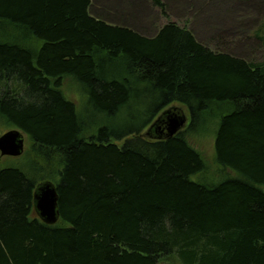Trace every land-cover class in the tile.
Instances as JSON below:
<instances>
[{
	"label": "trees",
	"instance_id": "trees-1",
	"mask_svg": "<svg viewBox=\"0 0 264 264\" xmlns=\"http://www.w3.org/2000/svg\"><path fill=\"white\" fill-rule=\"evenodd\" d=\"M147 1L167 17L163 0ZM93 12V0H0V123L34 155L0 166V264H264V23L261 58L248 61L175 21L145 34ZM64 79L92 120H108L94 133ZM174 103L187 127L142 133ZM124 112L134 125L109 124ZM208 120L216 181L187 139ZM44 182L54 225L33 205Z\"/></svg>",
	"mask_w": 264,
	"mask_h": 264
},
{
	"label": "rangeland",
	"instance_id": "rangeland-1",
	"mask_svg": "<svg viewBox=\"0 0 264 264\" xmlns=\"http://www.w3.org/2000/svg\"><path fill=\"white\" fill-rule=\"evenodd\" d=\"M93 1L95 12L93 14L106 18L110 22L134 26L140 33L151 34L168 20L175 21L180 25H186L200 43L211 49L217 47L221 49L225 45L223 47L225 51L248 61L260 60L262 55L260 42L256 40L253 33L264 23V0H163L167 6L166 18L162 17L160 12L153 8L147 0ZM61 91L67 99L75 103L76 111L82 115L85 126H90V134L108 121L103 122L101 118H98V122L96 119L92 120V114L86 107L85 94L79 85L70 79L63 80ZM172 108L176 109L174 112L180 113L186 119L182 129L187 127L189 125L187 109L174 103L165 110ZM128 114L124 112V118L116 117L110 120L109 124L113 126L119 124V126H123L121 129L128 128L133 124L123 125L127 121ZM160 116L161 113L155 117L153 122ZM136 121L135 126L142 122L141 119ZM206 125L208 129L204 133L189 134L187 139L207 162L208 173L204 175L205 179L216 181L217 178L214 175L219 169L214 162L213 142L215 133L212 132L213 123L211 120H208ZM150 126L146 127L142 133L147 134ZM13 129L0 123V136ZM152 137H155L153 132ZM23 138L22 154L18 157L0 155L1 167L22 165L25 167L24 162H30L34 159L28 138L24 134ZM124 140L125 138L113 139L112 142L121 145ZM42 166L44 169L48 168L46 165ZM192 179L197 180V177L193 176Z\"/></svg>",
	"mask_w": 264,
	"mask_h": 264
},
{
	"label": "water",
	"instance_id": "water-1",
	"mask_svg": "<svg viewBox=\"0 0 264 264\" xmlns=\"http://www.w3.org/2000/svg\"><path fill=\"white\" fill-rule=\"evenodd\" d=\"M175 108L167 109L161 113L150 126L147 134L154 127L159 132H153L154 138H169L180 131L186 119L180 113L174 112ZM24 138L18 129L7 131L0 136V155L18 157L23 152ZM58 196L55 186L50 182L38 185L33 195V205L38 218L47 225H54L59 219L57 207Z\"/></svg>",
	"mask_w": 264,
	"mask_h": 264
},
{
	"label": "flooded vegetation",
	"instance_id": "flooded-vegetation-1",
	"mask_svg": "<svg viewBox=\"0 0 264 264\" xmlns=\"http://www.w3.org/2000/svg\"><path fill=\"white\" fill-rule=\"evenodd\" d=\"M151 131H152V132H156V133H157V132H159V133H160V131H159V130H157L156 128H154V127L151 129Z\"/></svg>",
	"mask_w": 264,
	"mask_h": 264
},
{
	"label": "crops",
	"instance_id": "crops-1",
	"mask_svg": "<svg viewBox=\"0 0 264 264\" xmlns=\"http://www.w3.org/2000/svg\"><path fill=\"white\" fill-rule=\"evenodd\" d=\"M94 2V1H93Z\"/></svg>",
	"mask_w": 264,
	"mask_h": 264
}]
</instances>
